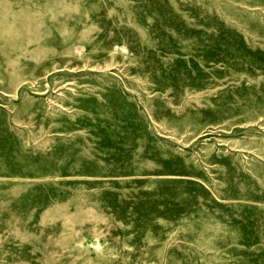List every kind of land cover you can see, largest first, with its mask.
<instances>
[{
	"label": "rangeland",
	"instance_id": "rangeland-1",
	"mask_svg": "<svg viewBox=\"0 0 264 264\" xmlns=\"http://www.w3.org/2000/svg\"><path fill=\"white\" fill-rule=\"evenodd\" d=\"M0 264H264V0H0Z\"/></svg>",
	"mask_w": 264,
	"mask_h": 264
}]
</instances>
